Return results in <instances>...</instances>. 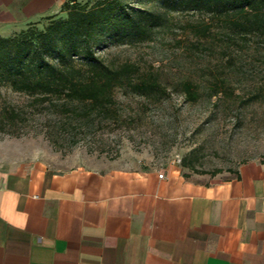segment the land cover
<instances>
[{
	"label": "rangeland",
	"instance_id": "rangeland-1",
	"mask_svg": "<svg viewBox=\"0 0 264 264\" xmlns=\"http://www.w3.org/2000/svg\"><path fill=\"white\" fill-rule=\"evenodd\" d=\"M95 1L73 4L88 8ZM129 4L150 5L147 0ZM201 18L172 11L147 40L105 38L93 45L104 62H134L156 72L167 88L156 97L116 87L112 116L85 114L73 102L35 101L0 86V172L111 163L157 168L173 162L190 174L226 178L242 162L264 160V44L252 38L227 46L215 20L210 33L200 36ZM46 22L32 26L42 29ZM27 25L0 35L13 36ZM184 79L196 84V99L184 96Z\"/></svg>",
	"mask_w": 264,
	"mask_h": 264
},
{
	"label": "crops",
	"instance_id": "crops-1",
	"mask_svg": "<svg viewBox=\"0 0 264 264\" xmlns=\"http://www.w3.org/2000/svg\"><path fill=\"white\" fill-rule=\"evenodd\" d=\"M71 1L0 0V34ZM0 264H264V160L0 172Z\"/></svg>",
	"mask_w": 264,
	"mask_h": 264
},
{
	"label": "trees",
	"instance_id": "trees-1",
	"mask_svg": "<svg viewBox=\"0 0 264 264\" xmlns=\"http://www.w3.org/2000/svg\"><path fill=\"white\" fill-rule=\"evenodd\" d=\"M147 1L150 5L143 7L129 0H96L86 8L73 0L61 6V14L39 19H47L42 29L32 26L36 20L13 36L0 35V86L35 101L73 102L85 114L112 116L109 105L116 87L156 97L167 88L156 72L141 70L134 62L113 64L96 56L92 47L105 38L144 41L168 22L170 12L186 11L202 17L196 29L200 36L210 33L215 20L227 46L252 38L264 44V0ZM180 86L188 100L196 99L195 83L184 79Z\"/></svg>",
	"mask_w": 264,
	"mask_h": 264
},
{
	"label": "built area",
	"instance_id": "built-area-1",
	"mask_svg": "<svg viewBox=\"0 0 264 264\" xmlns=\"http://www.w3.org/2000/svg\"><path fill=\"white\" fill-rule=\"evenodd\" d=\"M177 161H179V158L177 159ZM172 163H173V162H172ZM159 176H162V173H160Z\"/></svg>",
	"mask_w": 264,
	"mask_h": 264
}]
</instances>
